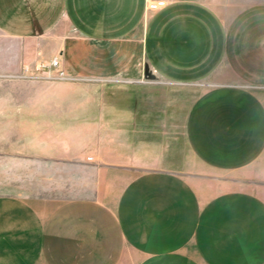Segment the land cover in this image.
Here are the masks:
<instances>
[{"label":"crops","instance_id":"obj_1","mask_svg":"<svg viewBox=\"0 0 264 264\" xmlns=\"http://www.w3.org/2000/svg\"><path fill=\"white\" fill-rule=\"evenodd\" d=\"M166 2L0 0V75L73 79L24 99L0 264H264V5Z\"/></svg>","mask_w":264,"mask_h":264},{"label":"rangeland","instance_id":"obj_2","mask_svg":"<svg viewBox=\"0 0 264 264\" xmlns=\"http://www.w3.org/2000/svg\"><path fill=\"white\" fill-rule=\"evenodd\" d=\"M255 5L263 6L264 0H230L229 17L237 18L243 9L249 11ZM225 13L226 11L224 15ZM246 27V32L259 30L257 26L253 25ZM233 29H236V26ZM2 47L14 48L13 40L0 37V48ZM31 74L33 76H27L23 72L20 75H0V193L14 191L15 185L20 186L24 194L35 193L38 188L39 178L31 175L29 167L21 166L23 162L15 159L13 157L15 155L12 153L15 144L19 146L28 140L22 138V135L27 133L29 128V122L23 121L21 116L22 113H29L28 102H25L24 99L52 96L54 93L61 92L54 86L49 88L39 86L40 83L54 85L73 81V79L45 80L40 73ZM194 91L191 89L183 90V96L188 98L185 102L190 103ZM197 91V93L200 92V90Z\"/></svg>","mask_w":264,"mask_h":264},{"label":"built area","instance_id":"obj_3","mask_svg":"<svg viewBox=\"0 0 264 264\" xmlns=\"http://www.w3.org/2000/svg\"><path fill=\"white\" fill-rule=\"evenodd\" d=\"M167 6L166 0H147V11L155 12L159 11ZM24 74L27 76H33L31 73L33 70L31 67H25L23 69ZM34 71L40 73V75L48 80H65L67 76L65 75L63 69L61 68V63L59 58L52 59L49 63H39L35 66Z\"/></svg>","mask_w":264,"mask_h":264},{"label":"water","instance_id":"obj_4","mask_svg":"<svg viewBox=\"0 0 264 264\" xmlns=\"http://www.w3.org/2000/svg\"><path fill=\"white\" fill-rule=\"evenodd\" d=\"M145 76L149 80H155L156 79V77L152 73H150L149 68L146 69V75Z\"/></svg>","mask_w":264,"mask_h":264}]
</instances>
